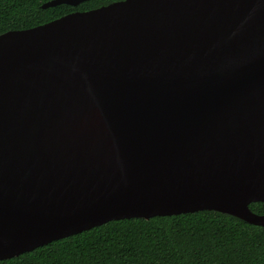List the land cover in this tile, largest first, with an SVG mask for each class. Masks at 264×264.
Returning a JSON list of instances; mask_svg holds the SVG:
<instances>
[{
  "label": "water",
  "instance_id": "obj_1",
  "mask_svg": "<svg viewBox=\"0 0 264 264\" xmlns=\"http://www.w3.org/2000/svg\"><path fill=\"white\" fill-rule=\"evenodd\" d=\"M258 202L264 0H122L0 34V261L116 220L264 227Z\"/></svg>",
  "mask_w": 264,
  "mask_h": 264
},
{
  "label": "trees",
  "instance_id": "obj_2",
  "mask_svg": "<svg viewBox=\"0 0 264 264\" xmlns=\"http://www.w3.org/2000/svg\"><path fill=\"white\" fill-rule=\"evenodd\" d=\"M0 0V34L122 0ZM249 208L264 215V202ZM0 264H264V227L214 211L109 221Z\"/></svg>",
  "mask_w": 264,
  "mask_h": 264
},
{
  "label": "bare ground",
  "instance_id": "obj_3",
  "mask_svg": "<svg viewBox=\"0 0 264 264\" xmlns=\"http://www.w3.org/2000/svg\"><path fill=\"white\" fill-rule=\"evenodd\" d=\"M103 121L98 113V111L95 110V112H93L92 115H90L85 123L83 124L84 127H86L87 129L92 128L93 130H98L101 132H104V128H103Z\"/></svg>",
  "mask_w": 264,
  "mask_h": 264
}]
</instances>
